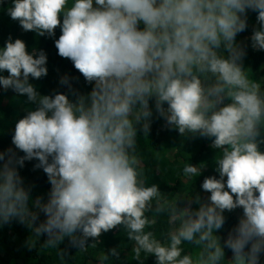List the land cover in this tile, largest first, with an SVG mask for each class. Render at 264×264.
I'll list each match as a JSON object with an SVG mask.
<instances>
[{
	"label": "clouds",
	"instance_id": "1",
	"mask_svg": "<svg viewBox=\"0 0 264 264\" xmlns=\"http://www.w3.org/2000/svg\"><path fill=\"white\" fill-rule=\"evenodd\" d=\"M3 2V0H0ZM95 5V6H94ZM7 13L23 31L52 37L91 90L41 96L29 77L47 75L43 50H26L9 36L0 47V88H11L35 105L14 126L12 148L0 152V226L13 221L32 228L44 247L64 237L83 249L123 224L130 238L156 257L157 264H194L181 256L182 241L203 244L199 264H262L264 256V99L259 85L242 71L245 50L236 36L247 28L246 10L259 28L250 36L264 50V0H11ZM62 17V19H61ZM216 77L205 87L201 77ZM227 96L229 103L217 105ZM179 133H198L223 149L217 176L201 189L206 203L189 214L168 246L145 233V211L159 193L139 179L134 156L137 131H149L153 115ZM166 105V107H165ZM36 160L50 190L47 199L31 195L18 169ZM185 175L198 169L185 165ZM242 208L238 223L223 239L225 211ZM44 219L41 221L40 216ZM31 246V244H29ZM225 249L231 258L225 259Z\"/></svg>",
	"mask_w": 264,
	"mask_h": 264
},
{
	"label": "trees",
	"instance_id": "2",
	"mask_svg": "<svg viewBox=\"0 0 264 264\" xmlns=\"http://www.w3.org/2000/svg\"><path fill=\"white\" fill-rule=\"evenodd\" d=\"M8 7H11V0L0 2V47L11 36L13 40L19 38L24 41L27 51L35 48L46 53L47 75L39 79L29 77V83L33 84L37 92L41 96H51L57 92L69 94V88L59 83L65 75L70 79L71 89L82 94L89 92L91 84L85 82L69 59L57 54L54 40L60 35L59 27L52 37L23 31L18 21L9 17L6 10ZM256 15L255 11L246 10L247 28L236 36V43L245 50L242 71L251 83L259 85V95L264 99V50H254L250 41L253 29L259 28ZM0 74L7 75L6 72ZM201 79L205 87H211L216 81V77L210 73ZM69 98L74 99L70 94ZM229 102L230 99L225 96L217 107ZM149 105L153 112L150 128L147 132L138 129L134 156L138 161L139 179L143 186L156 185L159 195L150 202L151 206L144 213L149 221L144 232L151 233L152 239L168 246L171 235L176 233L189 214L199 208L200 205L195 202L197 197L201 203L207 202L210 193L203 191L200 186L206 177H218L217 160L223 149L212 147V139L209 137L198 133H179L158 116L152 100ZM34 108L35 105L26 96L18 95L11 88H0V152L12 148L17 155H23L11 144V137L15 123ZM259 147L264 151V143ZM36 163V160L25 161L24 167L18 171L25 184L32 185L33 199L40 196L46 200L50 184L42 169H33ZM185 165L197 167L198 174L185 175ZM242 213L239 207L223 213L225 223L213 233L221 238V244L227 233L238 223ZM43 219L41 214L40 220ZM80 237L81 234L77 232L74 237H64L55 248H48L44 247L45 236L36 239L32 228L13 221L0 226V264H157L153 254L143 250L137 253L138 245L130 238L129 229L123 224L102 232L99 237L88 238L83 249L73 246V239ZM179 247L181 256L189 255L194 264H199L203 244L182 241ZM230 258V251L225 249V259ZM261 261L264 264V256Z\"/></svg>",
	"mask_w": 264,
	"mask_h": 264
}]
</instances>
